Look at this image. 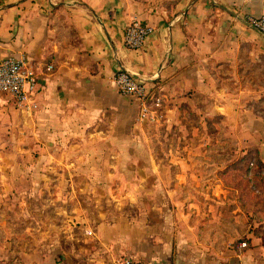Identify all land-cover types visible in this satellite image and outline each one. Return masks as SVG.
I'll return each mask as SVG.
<instances>
[{
  "label": "crops",
  "instance_id": "obj_1",
  "mask_svg": "<svg viewBox=\"0 0 264 264\" xmlns=\"http://www.w3.org/2000/svg\"><path fill=\"white\" fill-rule=\"evenodd\" d=\"M262 13L264 0H0V60L24 56L38 77L32 112L0 93V246L77 240L55 264H264V200H245L234 165L264 163V34L244 18ZM135 18L155 28L138 49L123 40ZM123 67L162 96L159 122L113 83Z\"/></svg>",
  "mask_w": 264,
  "mask_h": 264
},
{
  "label": "built area",
  "instance_id": "obj_2",
  "mask_svg": "<svg viewBox=\"0 0 264 264\" xmlns=\"http://www.w3.org/2000/svg\"><path fill=\"white\" fill-rule=\"evenodd\" d=\"M244 18L248 25L264 34V13L246 14ZM154 31L153 25L135 18L125 27L124 44L129 48H141ZM53 67V63L48 64V69ZM112 81L122 94L140 102L139 115L142 119L155 121L160 117L163 98L153 91L147 78L123 67L113 74ZM37 87L38 77L28 65L26 57L9 54L0 60V93L8 94L20 109L32 112L37 107L34 98ZM247 245L248 242L245 239L239 242L241 247ZM104 264H145V262L132 255L122 254L107 260Z\"/></svg>",
  "mask_w": 264,
  "mask_h": 264
},
{
  "label": "rangeland",
  "instance_id": "obj_3",
  "mask_svg": "<svg viewBox=\"0 0 264 264\" xmlns=\"http://www.w3.org/2000/svg\"><path fill=\"white\" fill-rule=\"evenodd\" d=\"M8 105H13V106L19 108L15 104V102H13L11 97H10V99H8ZM138 120L141 123H143V122L144 123H146V122L157 123V122H159L160 117L158 119H155V121H152L151 119H142L139 115ZM108 163L111 165V162H108ZM134 163L136 164V162H134ZM109 164H107V166H109V168H111V166ZM130 164L131 163H127V162H118L117 169L130 167ZM99 179H102V178H99ZM106 195L109 197V199H111V194H106ZM106 195H105V197H107ZM80 197H82V196H80V194H74L73 195V199L76 200L77 202H79V200L82 201V198H80ZM244 198L246 201H249V200L253 201L254 200L253 196L249 192L244 193ZM262 200H264V198ZM104 201H106V200H104ZM126 228H127L126 225H120V231L123 233V235H121L122 236L121 238H126V234H125ZM81 230L85 231L82 228H76L77 236H75V237L78 238L80 236L79 237L80 242L83 244H86L88 247L94 246V244H96L97 241H94V239L92 237H90V235L88 233L82 232ZM13 238H15V237L13 236ZM74 240L75 239H73V238L68 239V240H60L57 243L56 240H53V239L51 240L50 238L44 239V238L39 237L37 240V238H32L31 234L25 235L23 237V239L20 241H15L13 239L12 242L10 243L11 247H10L9 251H6V249L9 248L10 244L6 245V246H0V251L3 250L2 252L4 254V255H2L0 253V264H55L54 259L57 262H60L64 259V254L62 253L63 252L62 248L65 249V247H68L67 245L71 246L74 242L77 241V240L76 241H74ZM119 242L121 243V245L126 244L125 239H121V241H119ZM75 245H77V244H75ZM33 247L38 248L40 253H38V250L34 251ZM16 250H19V251L21 250V252H20V253H22L21 256L17 257L15 255ZM124 251H126V249H124ZM120 252H123V251H120ZM42 253L45 254L44 257L41 256ZM47 253H50L49 255H47V256H49V258H46ZM120 255H122V254L121 253H119L117 255L115 254L114 257H118ZM114 257H108V259H111ZM73 262H74V260H73Z\"/></svg>",
  "mask_w": 264,
  "mask_h": 264
},
{
  "label": "trees",
  "instance_id": "obj_4",
  "mask_svg": "<svg viewBox=\"0 0 264 264\" xmlns=\"http://www.w3.org/2000/svg\"><path fill=\"white\" fill-rule=\"evenodd\" d=\"M234 165L243 173H241L242 176L237 180V185L242 192H249L254 200L256 198L259 200L263 199L264 163L258 159L256 154L249 152L241 158L240 162H236Z\"/></svg>",
  "mask_w": 264,
  "mask_h": 264
}]
</instances>
